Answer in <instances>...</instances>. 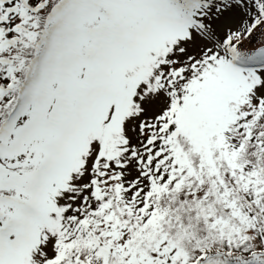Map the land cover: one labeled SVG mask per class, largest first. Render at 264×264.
Here are the masks:
<instances>
[{"label": "snow or ice", "instance_id": "obj_1", "mask_svg": "<svg viewBox=\"0 0 264 264\" xmlns=\"http://www.w3.org/2000/svg\"><path fill=\"white\" fill-rule=\"evenodd\" d=\"M0 264H264V0H0Z\"/></svg>", "mask_w": 264, "mask_h": 264}]
</instances>
